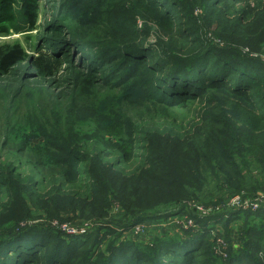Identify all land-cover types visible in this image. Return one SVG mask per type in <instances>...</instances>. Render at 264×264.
Returning <instances> with one entry per match:
<instances>
[{
  "label": "rangeland",
  "instance_id": "rangeland-1",
  "mask_svg": "<svg viewBox=\"0 0 264 264\" xmlns=\"http://www.w3.org/2000/svg\"><path fill=\"white\" fill-rule=\"evenodd\" d=\"M73 1L0 0V45L19 44L27 56L0 75V180L6 183L0 186V234L8 227L37 224L51 234L48 246L59 247L63 240V248L71 252L79 245L69 264H77L81 256L89 258L86 264H116L119 252L130 250L124 244L152 246L203 231L205 243L194 255L196 264H227L238 254L233 250L242 244L247 218L227 224L215 215L234 210L239 200L264 197V109L251 110L222 90L170 108L149 92L175 62L198 57L212 46L264 64V0H168L166 19L163 10L157 15L146 11L144 0H110L101 6H111L109 24L106 16H95L92 26L88 22L96 6L81 0L73 8ZM112 41L114 61L101 71L90 68L91 55L84 47L91 44L90 52L97 54V46ZM123 47L148 53L140 68L153 61L160 72L114 87L119 81L111 78V70L123 63ZM39 50L60 60L58 72L43 75L34 67ZM252 94L261 100L264 91ZM212 134L219 139L210 143ZM224 138L237 142L233 147ZM217 146L227 147L229 159L215 155ZM122 148L129 151L125 157ZM158 148L164 155L157 168L168 166L172 178L166 182L175 183L139 176L146 169L143 159L156 158ZM199 149L210 159V167L201 161L200 180L183 166ZM72 150L99 153L104 166L123 170L119 178L127 181V202L131 198L152 209L165 202L164 212H182L122 229L119 202L112 201L104 211L89 202L87 186L93 181L85 174L90 162L79 166L80 175L61 174L58 168L63 167L55 162ZM46 202L52 208L42 206Z\"/></svg>",
  "mask_w": 264,
  "mask_h": 264
},
{
  "label": "trees",
  "instance_id": "trees-1",
  "mask_svg": "<svg viewBox=\"0 0 264 264\" xmlns=\"http://www.w3.org/2000/svg\"><path fill=\"white\" fill-rule=\"evenodd\" d=\"M89 1H91V6L95 5L96 7L95 11L93 10L92 18H90L88 24L92 26L97 22L95 16H100L101 18L106 16L105 24H109L111 6L109 4L106 5L104 10H101V6L103 2L110 0ZM144 1L143 8L146 11L157 15L163 10V12L165 11L163 18H169L171 4L168 0ZM169 1L176 3L174 0ZM80 2L81 0L73 1V8L78 7L77 4ZM182 3L186 7H189L185 2ZM114 43L112 41L108 44L97 46L95 48L97 54L94 51V53L90 52V49L93 47L91 44L87 45L89 48L84 47L91 55L89 58L90 68L101 71L114 61L112 56L117 51L115 47L116 43ZM22 48L19 44L0 45V75H7L11 69L27 59ZM123 51V63L111 70V78L119 81L117 84H114V87L126 85L133 77L138 78L134 79L132 83H138L139 77L144 73L154 72V74H158L160 72L159 69L161 68L157 67L153 61L141 69L148 53L142 54V51L133 53L132 47H123ZM210 58H213L214 61H211ZM33 64L43 75H52L58 72L61 67L60 60H57L52 53L50 54L45 50H39L37 52V57L33 59ZM174 65L163 79L156 80V85L149 92L150 95L158 98L155 101L159 104L174 108L183 106L185 103L194 100L202 99L207 93L212 91L222 90L228 92L229 95L235 98L243 100L251 110H255V107L259 111L264 109V94L261 100H256L252 94L257 89L264 91V64L259 60L241 57L233 49L231 51H223L212 46L202 55L175 62ZM142 83L141 81L140 85ZM85 84L87 87L90 86L89 81H85ZM104 84L109 86L107 78L104 79ZM229 135L232 136V134ZM209 139V142L213 143L219 137H215L212 134ZM226 139L224 138L223 140ZM221 142L222 140H219L217 144ZM235 142H237V139L235 141L231 140L229 143H232L234 147ZM150 143L154 146L158 145L151 138ZM124 148L121 149L122 152L120 153L123 157H125L126 153H129ZM225 149H227L226 146L220 148L217 146L215 155L219 158L227 157ZM64 150L67 151L68 149ZM195 151L199 152L195 153L191 162L184 160L183 166L185 167V172L187 171L188 174L200 180L199 166L201 161L204 160L203 167H210V159L208 158L206 150L202 151L199 149ZM157 153L158 156L156 158L143 159V162H145L143 167H146V169L139 176L153 177V180L163 185L175 183V180L166 182L167 178H172V173L169 172V168H165L168 166L164 164L165 167L163 169L157 168L164 155L159 148ZM93 154L72 150L68 153L69 156L60 160L61 162H54L63 167L58 169L63 176L67 177L70 175H80L79 166L85 164V162H90V166L87 168L85 174L88 180L93 181V185L87 186L90 198L89 202H92L93 207L103 209V211L112 201L119 202L124 209V219L119 224L122 229H128L146 220L170 217L182 212L181 208L177 212H164L166 211L164 207L167 205L165 202L155 204L153 209L151 206L140 204L137 201L133 202L131 198L127 202V197L129 196L127 195L128 187L125 186L127 181L119 178V174L123 170L115 171L111 167L104 166L101 158L98 157L100 154L97 153L95 156H90ZM169 167L171 168V165ZM82 175H84V172ZM5 184L3 181L2 183L0 182V186H5ZM8 186L14 191L21 192L18 185L11 184ZM42 206L52 208V205L48 202L43 203ZM17 211L16 213H19V206ZM25 213L27 212L25 211ZM241 216L247 218L246 227L242 230L243 241L239 248L233 250L238 254L235 253L236 256H231L227 260V264H264V208L255 212L225 209L216 214L215 218H225V222L228 224L230 221L238 219ZM12 228L8 227L4 230L7 231L6 233L0 234V264H69L71 255L79 247L76 244L70 252L67 248H63V240L60 241L62 245L59 247L55 245L48 246L47 241L51 238V234L41 230L37 224L24 228ZM204 237L206 238V233L203 231L195 233L187 232L185 234L183 233L182 237L158 240L152 246L138 244L136 242L127 243L124 244V248H129L130 250H121L118 254L116 264H196L197 260L194 258V255L202 250L205 243ZM88 260V257L81 256L77 264H86Z\"/></svg>",
  "mask_w": 264,
  "mask_h": 264
},
{
  "label": "built area",
  "instance_id": "built-area-1",
  "mask_svg": "<svg viewBox=\"0 0 264 264\" xmlns=\"http://www.w3.org/2000/svg\"><path fill=\"white\" fill-rule=\"evenodd\" d=\"M263 204V205H262ZM234 210L242 211V210H258L261 206L264 207V197L261 196L259 198H255L253 201L249 200H239L234 202L233 204Z\"/></svg>",
  "mask_w": 264,
  "mask_h": 264
}]
</instances>
